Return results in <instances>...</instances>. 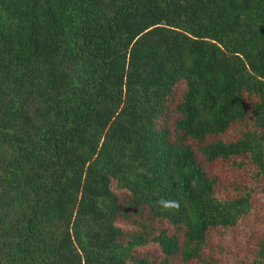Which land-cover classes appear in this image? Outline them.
Wrapping results in <instances>:
<instances>
[{"label": "trees", "instance_id": "trees-1", "mask_svg": "<svg viewBox=\"0 0 264 264\" xmlns=\"http://www.w3.org/2000/svg\"><path fill=\"white\" fill-rule=\"evenodd\" d=\"M262 205L264 0H0V264H221L209 232L254 230L264 264Z\"/></svg>", "mask_w": 264, "mask_h": 264}, {"label": "rangeland", "instance_id": "rangeland-1", "mask_svg": "<svg viewBox=\"0 0 264 264\" xmlns=\"http://www.w3.org/2000/svg\"><path fill=\"white\" fill-rule=\"evenodd\" d=\"M183 85L178 84L174 88V93L172 94L171 98L173 101L178 100L181 97V94L183 92ZM254 101V100H252ZM249 102L247 105V111L248 115L251 114L253 111V102ZM172 121V120H171ZM249 124H251L249 122ZM242 127L244 128L245 125L243 123H236L233 124L229 130H227L222 137L227 140H232L234 138H237L240 135V132L242 130ZM251 169V167H250ZM216 175L218 177V180L216 182V191H218L217 195L221 198H226L228 197L229 194H232V190L230 188H227L228 182L231 180V173L229 172V169L227 168H221V167H216L215 169ZM252 170V169H251ZM249 168L246 171V179H243V184L246 186H254V181L250 179L249 176ZM240 173L235 172L233 176H239ZM251 180V181H250ZM229 186V184H228ZM257 187V185H256ZM260 213L261 215L263 214L264 210V205H262L260 208ZM260 214L257 212L256 216H252L251 219L254 218H259ZM140 227H138L136 224L130 222L127 224V230L132 231V232H138L140 231ZM243 230V229H242ZM255 232L250 231L247 237H243L242 240L240 239H232L231 237L224 235V236H219L217 235L214 231L209 232V242L210 246H207L205 250L203 251V255L208 256L209 258H213L217 261H219L221 264H238L237 262L240 261H252L254 259V254L256 251V246L254 244H257L256 238H257V233L253 235ZM247 233V231L243 232ZM247 240V242H245ZM214 245H221L225 249L223 250L222 248H216L214 249ZM254 245V246H253ZM145 251L143 250L141 254H143ZM130 264V263H129ZM179 264H198L196 262H190V263H179Z\"/></svg>", "mask_w": 264, "mask_h": 264}]
</instances>
